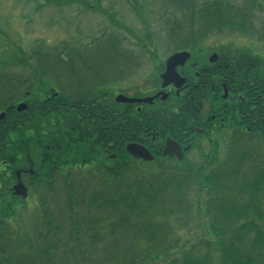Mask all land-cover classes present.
I'll use <instances>...</instances> for the list:
<instances>
[{
  "label": "trees",
  "instance_id": "trees-1",
  "mask_svg": "<svg viewBox=\"0 0 264 264\" xmlns=\"http://www.w3.org/2000/svg\"><path fill=\"white\" fill-rule=\"evenodd\" d=\"M35 1L58 8L75 2L119 26L109 11L100 9L102 0ZM201 1L162 0L166 8L189 16V29L196 20L208 35L214 28L247 29L249 22L243 17L248 8L264 4V0H244L242 8L229 0H213L196 13ZM133 8L145 18L137 0ZM165 23L168 35L185 40L182 45L188 49L197 32L192 38L178 35V27L167 16ZM120 38L109 34L90 44L40 45L31 54L18 47L8 53L0 40V111L18 97L49 95L58 97L52 120L59 122L66 116L61 103L94 97L104 86L94 82L96 73L107 68L104 63L111 62L113 55L121 54L115 50L122 46ZM78 115H70V123L72 117L83 128ZM84 120V139L92 140L99 120ZM131 120L125 114L118 116L116 145L108 153L97 147L105 141L108 148L109 135L102 133L88 149L90 162L77 170L75 166L61 173L54 169L62 179L53 180L52 190L37 197L29 224L20 219L16 228L9 227V234L0 230V264H264V150L246 143L243 149L231 147L225 159L214 152L192 166L160 156L146 162L133 158L125 147L158 129L157 124L143 125L145 119L136 113ZM22 204L28 207L29 202ZM191 220L201 227L206 223V235L190 243L183 240V230L190 228Z\"/></svg>",
  "mask_w": 264,
  "mask_h": 264
},
{
  "label": "flooded vegetation",
  "instance_id": "flooded-vegetation-1",
  "mask_svg": "<svg viewBox=\"0 0 264 264\" xmlns=\"http://www.w3.org/2000/svg\"><path fill=\"white\" fill-rule=\"evenodd\" d=\"M255 41L263 44H228L210 47L209 51L198 45L179 49L156 69L148 70L143 87L133 82L138 76L140 56L133 54L131 48H115L127 52L113 55L111 62L104 63L107 68L98 69L94 82L104 86L94 97L80 96L76 103H61L66 116L59 122L52 120L53 111L59 106L58 97H18L13 105L7 104L0 111V230L19 225L22 201L28 202L33 193L40 197L43 192H50L53 180L62 179L53 171L61 173L64 169L56 156L64 148L92 146L103 133L109 135L108 148L105 141L97 147H105L108 153L116 145L119 115L125 114L132 122L131 116L136 113L145 119L143 125L157 124L158 129L135 142L148 149L153 161L160 156L192 166V152L203 150L204 143L215 142L213 136L215 143L224 146L223 159L233 146L243 149L247 143L263 149L264 37ZM180 52H188L190 59L176 68L179 79L164 86L162 76L167 61ZM69 96L72 95L64 97ZM119 97L137 102H119ZM21 105L26 108L19 111ZM75 113L83 128L73 123L72 117L70 123L69 116ZM85 117L99 120L98 127L91 130L95 135L92 140L84 139ZM168 140L180 147L182 159L173 154L164 156ZM60 143L64 145L57 150ZM113 156L110 158L115 159ZM20 185L26 190V199L16 194ZM2 240L0 237V243Z\"/></svg>",
  "mask_w": 264,
  "mask_h": 264
},
{
  "label": "rangeland",
  "instance_id": "rangeland-1",
  "mask_svg": "<svg viewBox=\"0 0 264 264\" xmlns=\"http://www.w3.org/2000/svg\"><path fill=\"white\" fill-rule=\"evenodd\" d=\"M137 1L140 6H143L145 18H141L135 13L133 8L134 0H102L100 9L109 11L112 14V19L118 20L119 26H117V22H112L110 18H105L101 13H96L97 11L89 8L85 9L83 5L75 2H70L69 4L64 2L62 5L65 6L58 8L47 5L43 1L0 0V40L4 43V50H7L8 53L17 50L15 48L18 47L31 54L40 45H46L51 48L59 47L66 42L74 45L90 44L93 40L107 37L109 34L116 35L121 37L122 46L119 47L131 48L129 50L133 51V54L140 56L138 76L133 82L136 85H142V87L147 83L145 75H147L148 70L156 69L159 63L179 49L189 50L192 45H198L203 50L209 51L210 47L228 44L234 46L252 43L263 44L255 40L258 41L264 37V4H262V8H248V18L243 17L249 22V25L246 26V28L248 27L247 29L214 28L208 35V33L203 32L202 28L199 29V24L196 20L190 23L191 29H189V16L166 8L162 0ZM212 1L204 0L196 4V13L201 11L204 4L212 3ZM229 1L235 7H246L244 0ZM260 3H263V1L260 0ZM196 15L199 17L198 14ZM166 16L173 22V27H178L176 29L178 35L190 34L192 38V33L197 32L195 34L196 37L190 40L188 45L186 44L189 46L188 49L182 45L186 42L185 40L179 38V36L170 37L165 31L167 28L165 23ZM192 24L196 27L195 32H192ZM128 31H131L132 35ZM200 34L208 36L203 39L200 38ZM118 51H120L119 53L127 52ZM18 71L22 72L23 70L19 69ZM29 97L32 96L30 95ZM213 138L217 142L216 136H213ZM215 142L204 143L201 146L203 150L192 152V164H199L204 156L214 152L219 155V158H223V154H225L223 152L224 146ZM89 148L90 145L83 144L68 146L57 153L56 156L59 157V160H62L63 167H66L65 170L69 171L73 169V166L77 167L75 169L77 170L84 163L91 161L88 158ZM107 157L109 158L110 156ZM28 202V207L24 206L25 209H23V204H21L20 211V219L26 225L29 224L28 219L34 215L37 196H34L33 193ZM189 226L190 228L183 230V240L186 242L191 243L192 240L206 235V232H204L206 223L201 227L197 220L194 223L191 220ZM13 228H16V226H13ZM9 231L8 228V234ZM3 246L7 245L4 244Z\"/></svg>",
  "mask_w": 264,
  "mask_h": 264
},
{
  "label": "water",
  "instance_id": "water-1",
  "mask_svg": "<svg viewBox=\"0 0 264 264\" xmlns=\"http://www.w3.org/2000/svg\"><path fill=\"white\" fill-rule=\"evenodd\" d=\"M189 59H190L189 53L188 52H182V53H177V54L173 55L167 61V64H166L167 70H166L165 74L162 76L164 86L169 85L171 83H175L179 79V75L176 72V68L178 66H183ZM181 84H183V81ZM118 101L119 102L123 101L125 103L137 102L135 100H128V99H125L123 97H119ZM25 108H26L25 105H21L18 107V110L21 111V110H24ZM126 150L134 158L141 159V160H144L146 162L153 161V156L150 154L148 149L139 145V144H135V143L128 144L126 146ZM167 154L168 155L169 154L177 155L179 157V159H182V155L180 153V147L175 142H173L172 140L167 141V147L165 148L164 156H166ZM16 194L21 195L24 199L27 198L26 190L24 189V187L22 185H20L16 189Z\"/></svg>",
  "mask_w": 264,
  "mask_h": 264
}]
</instances>
